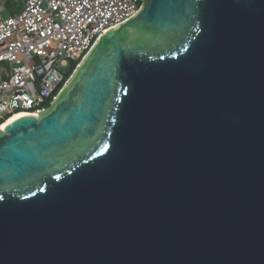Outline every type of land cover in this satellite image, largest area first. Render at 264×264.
<instances>
[{"label":"water","instance_id":"1","mask_svg":"<svg viewBox=\"0 0 264 264\" xmlns=\"http://www.w3.org/2000/svg\"><path fill=\"white\" fill-rule=\"evenodd\" d=\"M0 264H264V0H144L0 129Z\"/></svg>","mask_w":264,"mask_h":264},{"label":"built area","instance_id":"2","mask_svg":"<svg viewBox=\"0 0 264 264\" xmlns=\"http://www.w3.org/2000/svg\"><path fill=\"white\" fill-rule=\"evenodd\" d=\"M142 6L144 0H23L19 13L0 15V120L48 110L100 37Z\"/></svg>","mask_w":264,"mask_h":264},{"label":"rangeland","instance_id":"3","mask_svg":"<svg viewBox=\"0 0 264 264\" xmlns=\"http://www.w3.org/2000/svg\"><path fill=\"white\" fill-rule=\"evenodd\" d=\"M6 0H0V15L7 17L9 14L17 13L23 9V0H15L9 5H5Z\"/></svg>","mask_w":264,"mask_h":264},{"label":"bare ground","instance_id":"4","mask_svg":"<svg viewBox=\"0 0 264 264\" xmlns=\"http://www.w3.org/2000/svg\"><path fill=\"white\" fill-rule=\"evenodd\" d=\"M23 116H27L26 113L12 115L9 119H7L4 123H2V125L0 126V129L4 130L8 124H10L14 120L21 118Z\"/></svg>","mask_w":264,"mask_h":264},{"label":"trees","instance_id":"5","mask_svg":"<svg viewBox=\"0 0 264 264\" xmlns=\"http://www.w3.org/2000/svg\"><path fill=\"white\" fill-rule=\"evenodd\" d=\"M13 1H15V0H6V2H5V4L6 5H9V4H11V2H13ZM13 13V12H12ZM17 13H19V12H17ZM13 14H16V13H13ZM9 118V117H8ZM5 121L4 120H0V125L2 124V123H4Z\"/></svg>","mask_w":264,"mask_h":264},{"label":"crops","instance_id":"6","mask_svg":"<svg viewBox=\"0 0 264 264\" xmlns=\"http://www.w3.org/2000/svg\"><path fill=\"white\" fill-rule=\"evenodd\" d=\"M6 5V4H5ZM13 13L9 14V15H12Z\"/></svg>","mask_w":264,"mask_h":264}]
</instances>
